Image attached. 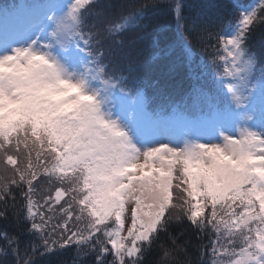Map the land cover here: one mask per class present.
Returning a JSON list of instances; mask_svg holds the SVG:
<instances>
[{
    "label": "snow or ice",
    "instance_id": "snow-or-ice-1",
    "mask_svg": "<svg viewBox=\"0 0 264 264\" xmlns=\"http://www.w3.org/2000/svg\"><path fill=\"white\" fill-rule=\"evenodd\" d=\"M157 6L0 31V264H264V0H177L164 48Z\"/></svg>",
    "mask_w": 264,
    "mask_h": 264
},
{
    "label": "trees",
    "instance_id": "trees-1",
    "mask_svg": "<svg viewBox=\"0 0 264 264\" xmlns=\"http://www.w3.org/2000/svg\"><path fill=\"white\" fill-rule=\"evenodd\" d=\"M13 1L18 0H0L1 3H12ZM48 0H25L26 5L31 6L33 8H42V6L47 3ZM177 2V0H155V3L158 5L156 8H154L151 11V24L154 29H156L161 38V48H164L166 45V42L169 37L173 36L176 31V19H175V13H174V5ZM181 3L185 5V11L188 12L191 9H193L196 5L200 4L202 0H180ZM19 2L15 3L18 4ZM243 3L245 4H252L253 0H243ZM4 5H2L3 7ZM159 53L161 56L160 64L161 65H168L170 63L175 62L177 65L180 62V54L177 51L174 53L171 57L165 56L163 52H160L159 50H154L152 48H148L144 54V61L148 64L149 67H152L154 62L151 60V57L153 55H156ZM200 56L207 59V55L201 50L198 53ZM207 75L206 79H211V72L212 69L208 68L205 70ZM183 77V70L178 69V72L176 74V79L179 81ZM7 228L9 232H16L17 229L15 227V224L11 221H4L0 220V229ZM31 238L28 236H21V248H23L24 244L29 241ZM3 241L0 240V246L3 245ZM60 259L64 262V264H80V258H77L75 255V250H71L69 252H66Z\"/></svg>",
    "mask_w": 264,
    "mask_h": 264
},
{
    "label": "rangeland",
    "instance_id": "rangeland-1",
    "mask_svg": "<svg viewBox=\"0 0 264 264\" xmlns=\"http://www.w3.org/2000/svg\"><path fill=\"white\" fill-rule=\"evenodd\" d=\"M29 24L28 22V14L25 11H21L18 15L12 16L11 26L9 23H4L5 28H23ZM2 50V49H0Z\"/></svg>",
    "mask_w": 264,
    "mask_h": 264
}]
</instances>
